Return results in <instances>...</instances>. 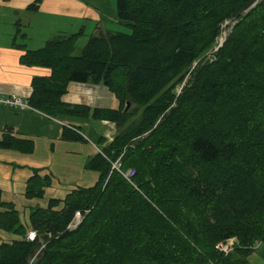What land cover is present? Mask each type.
<instances>
[{"label": "trees", "instance_id": "1", "mask_svg": "<svg viewBox=\"0 0 264 264\" xmlns=\"http://www.w3.org/2000/svg\"><path fill=\"white\" fill-rule=\"evenodd\" d=\"M115 16L131 33L99 32L74 55L79 32L20 56L50 70L32 79L28 103L51 118L89 115L61 101L72 82L102 84L119 102L93 113L117 128L106 158L87 163L95 184L30 211L29 227L46 241L34 264H245L264 245V0H115ZM234 18L215 63L170 108L193 62ZM121 153L134 186L111 172ZM41 190L39 179L28 181L27 197ZM76 210L90 211L67 232ZM0 229L20 237L0 244V264H29L40 244L23 237L16 211L0 212ZM229 237L240 247L224 257L214 247Z\"/></svg>", "mask_w": 264, "mask_h": 264}, {"label": "crops", "instance_id": "2", "mask_svg": "<svg viewBox=\"0 0 264 264\" xmlns=\"http://www.w3.org/2000/svg\"><path fill=\"white\" fill-rule=\"evenodd\" d=\"M31 5L36 9L28 8ZM95 10L102 11L104 19ZM0 14H10L15 21L17 14L28 19L19 47L12 46L13 34L11 42L0 41V95L14 94L24 100L31 95L32 79L50 74L45 68L22 65L19 60L24 51L37 50L65 31L81 32L77 42L84 35L85 24L97 16L100 22L111 25H93L89 38L99 32H112L108 30L112 26H127L117 21L110 0H0ZM17 26L21 24L16 22L14 31ZM61 101L88 107L89 115L56 119L36 110L0 107V212L13 209L22 223L27 222L32 209L46 207L49 200H62L72 190L93 186L98 174L87 163L117 133L114 123L93 117L96 109L119 108L117 98L102 84L69 83ZM33 178L42 182L41 197L26 195L27 183ZM15 237L0 229V244ZM245 264H264L262 243L254 245Z\"/></svg>", "mask_w": 264, "mask_h": 264}, {"label": "rangeland", "instance_id": "3", "mask_svg": "<svg viewBox=\"0 0 264 264\" xmlns=\"http://www.w3.org/2000/svg\"><path fill=\"white\" fill-rule=\"evenodd\" d=\"M110 1L112 2L113 9H114V7H115V0H110ZM95 11L99 14V17L101 19H104V13L102 11H99V10H95ZM15 18L17 19V21H15V19L13 18V16L10 15V14H0V41L3 42V43L11 42V39L14 36L15 38H13V44H12V46L18 47V44L21 43V40H22L21 39V36H20L21 33H22V28H24L23 26H24L25 23H28V19H27V16H25L23 14H17L15 16ZM16 22L20 23L21 26L20 27L17 26L16 29H15V31H14V24L16 25ZM90 22H88L87 24H85L86 25L85 26V30L82 33V35L83 34L84 35L75 43V49H74V52H73L74 55H78L81 52L82 48L86 45V43L88 41V38H89V35L91 33V30L94 27L93 25H96V26L111 25V24H109L106 21L100 22V20H98V16H97L96 19H93ZM237 22H238V19H235V18L234 19H226L225 21L222 22V24L220 26V34H219V35L222 34V36H223V43H222V45L219 46V44L217 43V41L215 39V41L209 47V49L206 50L199 58H197L193 62V64L191 65V67L189 69L188 74L185 76V78L183 79V81L176 86V88L174 90L175 100L172 103V105L170 106V108H173V107L176 106L177 99L185 92V90L191 89L193 87V85L195 83V80H196V76L198 74L197 71L199 70V68H201L203 66L212 65V64L215 63V61L217 59L218 52L220 51V49L227 42V39L232 34L233 29H234V27H235V25H236ZM11 24H13V25H11ZM17 29H19V30L17 31ZM108 30H110L112 32H122V33H126V34L131 33L130 28H128L127 26H125L123 24L116 25V26H112ZM62 34H64V35H57V36H66V35L69 36V35H72V33L71 32H68V31H65ZM11 35H12V37H11ZM36 38H37V36H35V34H34V40H36ZM100 151H102V150L100 149ZM102 153H104V152H102ZM122 155H123V153H121L120 156L122 157ZM38 208H46V207H38ZM76 211H82V210H76ZM83 211L85 212V215H87L90 210H83ZM72 218H73V216H72ZM72 218H71V220H72ZM19 219H20V217H19ZM71 220L69 221V223L66 226V231L67 232H73V231H75L80 226V224H81L80 223L75 229H70V228H68V226H69ZM20 222H21V220H20ZM21 224H23L27 228L26 229L25 236H23V237L25 239H27L28 241H31V242H34L36 239H38L37 242H39V244H40V246L34 252V255L29 260V264H34L35 261H36V259H37V257H38V255L44 249V247L46 245V241H44L43 238H41L37 234V232L35 230H33V229H31V227H29V220L28 219H27V222L26 223H22L21 222ZM45 235L44 236L47 237L48 239H50L52 237V234H50V233H46ZM235 238L237 239V237H235ZM15 239H20V237H15ZM237 241H238V244H237L238 246H237L236 249H238L240 247L239 240L237 239Z\"/></svg>", "mask_w": 264, "mask_h": 264}, {"label": "built area", "instance_id": "4", "mask_svg": "<svg viewBox=\"0 0 264 264\" xmlns=\"http://www.w3.org/2000/svg\"><path fill=\"white\" fill-rule=\"evenodd\" d=\"M220 34V33H219ZM217 43L219 46L223 43V36L222 34L217 36L216 38ZM0 107L1 108H7V109H15L19 111L24 110H33L34 109L29 105L28 99L24 100L21 97L11 94V95H0ZM98 153H100L102 156L106 158V156L98 150ZM111 172L115 171L118 174H120L129 184L132 186V178L135 175V171L133 169H128L126 171H123L121 168V156L118 157V159L114 162H111ZM85 212L76 211L73 215V218L68 226L70 229H75L84 219ZM238 241L235 237H230L225 240L219 241L215 244L214 249L221 255L228 256L231 254L236 248Z\"/></svg>", "mask_w": 264, "mask_h": 264}]
</instances>
